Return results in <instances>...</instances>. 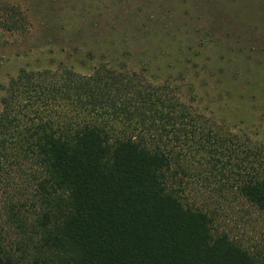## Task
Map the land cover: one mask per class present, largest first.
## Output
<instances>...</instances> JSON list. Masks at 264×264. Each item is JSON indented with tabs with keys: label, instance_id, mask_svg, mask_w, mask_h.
<instances>
[{
	"label": "trees",
	"instance_id": "trees-1",
	"mask_svg": "<svg viewBox=\"0 0 264 264\" xmlns=\"http://www.w3.org/2000/svg\"><path fill=\"white\" fill-rule=\"evenodd\" d=\"M62 71L48 83L21 71L2 99L0 264H264L175 185L195 159L264 213V142L201 125L128 70ZM22 90L45 115L23 122ZM25 166L29 193L13 197Z\"/></svg>",
	"mask_w": 264,
	"mask_h": 264
},
{
	"label": "rangeland",
	"instance_id": "rangeland-1",
	"mask_svg": "<svg viewBox=\"0 0 264 264\" xmlns=\"http://www.w3.org/2000/svg\"><path fill=\"white\" fill-rule=\"evenodd\" d=\"M99 66L134 73L205 127L264 142V0H0V112L21 71L48 83L63 69L88 75ZM17 95L23 122L47 112L36 92ZM183 167L189 174L175 185L186 201L208 211L217 233L264 253V213L220 176L206 179L195 159ZM26 168L13 197L26 192Z\"/></svg>",
	"mask_w": 264,
	"mask_h": 264
}]
</instances>
